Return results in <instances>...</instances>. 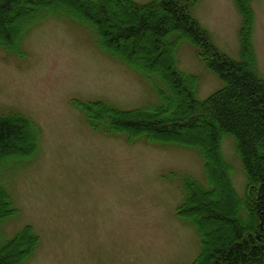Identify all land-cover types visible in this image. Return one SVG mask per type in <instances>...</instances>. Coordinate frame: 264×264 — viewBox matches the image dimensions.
I'll return each mask as SVG.
<instances>
[{
    "label": "rangeland",
    "instance_id": "rangeland-1",
    "mask_svg": "<svg viewBox=\"0 0 264 264\" xmlns=\"http://www.w3.org/2000/svg\"><path fill=\"white\" fill-rule=\"evenodd\" d=\"M250 3L254 53L264 77V0ZM102 4L105 10L98 13L110 17L109 30L130 19L121 1ZM190 10L216 47L238 58L241 15L234 0H197ZM8 19L10 14L2 24L10 25ZM154 36L146 33L133 47L145 61L164 65V47L152 48ZM119 44L128 46L122 38ZM18 49L0 47V114L21 112L40 133L34 154L0 167V181L17 207L0 219V241L24 224L33 228L38 243L20 264H191L200 251L199 235L176 210L184 177L206 181L200 150L107 133L93 127L76 102L99 98L121 108L148 105L159 100L155 81L103 49L92 26L64 14L42 18ZM176 63L197 76L199 98L223 85L187 38L178 44ZM23 142L22 136H10L13 145ZM221 150L242 197L246 177L231 135L222 136ZM221 189L220 184L210 195L220 209L228 201ZM198 212L210 236L228 228L202 207Z\"/></svg>",
    "mask_w": 264,
    "mask_h": 264
},
{
    "label": "trees",
    "instance_id": "trees-1",
    "mask_svg": "<svg viewBox=\"0 0 264 264\" xmlns=\"http://www.w3.org/2000/svg\"><path fill=\"white\" fill-rule=\"evenodd\" d=\"M103 1L0 0V24L8 14L11 23L0 26V47L21 51L18 48L23 36L49 15H68L92 26L103 49L155 81L159 100L132 108H121L99 98L76 101L87 121L107 133H122L128 140L145 136L162 143L197 147L206 181L184 177V195L176 210L182 219L195 225L199 235L200 251L191 264H264V77L254 53L250 0H234L241 15L238 58L220 51L191 14L197 0H119L130 19L118 23L115 31L108 29L110 17L98 13L105 10ZM148 32L155 35L151 40L153 49L160 43L164 47V65L145 61L133 47ZM120 38L128 46L119 44ZM181 38L195 45L206 66L223 81L204 98L196 94L197 76L177 66ZM39 133L38 125L21 112L0 114V167L14 157L34 154ZM225 134L233 138L245 173L242 197L237 195L231 165L221 150ZM13 135L22 136L24 142L11 144ZM220 184L228 200L221 209L210 196ZM0 203V219L17 210L1 181ZM200 207L215 221L228 224V228L210 236L198 212ZM38 240L33 228L24 224L0 241V264H20L34 252Z\"/></svg>",
    "mask_w": 264,
    "mask_h": 264
}]
</instances>
